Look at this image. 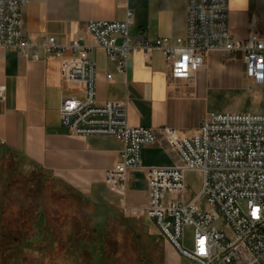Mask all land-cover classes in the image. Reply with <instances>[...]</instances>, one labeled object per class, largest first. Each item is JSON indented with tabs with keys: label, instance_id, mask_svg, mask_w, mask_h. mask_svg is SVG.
I'll return each mask as SVG.
<instances>
[{
	"label": "built area",
	"instance_id": "1",
	"mask_svg": "<svg viewBox=\"0 0 264 264\" xmlns=\"http://www.w3.org/2000/svg\"><path fill=\"white\" fill-rule=\"evenodd\" d=\"M28 3L0 0V49L15 50L30 62L43 55L60 60L63 83L84 95L82 100L62 99L61 126L73 137L108 136L122 143L120 161L104 176L108 188L122 197L125 215L146 218L190 264H264V114H212L185 135L169 127H132L126 103L97 100L99 51L121 75L127 74L135 51L147 59L159 51L173 81L193 80L212 52L241 54L247 76L262 85L264 32L256 23L250 25L246 41L236 40L229 26V0H188L187 34L174 45L169 38L131 36L134 13L130 10L123 22H87L94 44L78 36L61 45L54 37L25 36L23 15ZM112 78L107 75V80ZM4 94L0 86V101ZM151 145L162 146L173 165L143 167L142 150ZM141 169L148 183L144 208L126 204L128 173ZM188 172L197 173L202 186L190 199H186ZM186 227L194 228L191 249L182 243Z\"/></svg>",
	"mask_w": 264,
	"mask_h": 264
},
{
	"label": "crops",
	"instance_id": "2",
	"mask_svg": "<svg viewBox=\"0 0 264 264\" xmlns=\"http://www.w3.org/2000/svg\"><path fill=\"white\" fill-rule=\"evenodd\" d=\"M187 4L188 0H29L23 15L24 34L32 40L54 37L61 45L79 36L94 44L86 31L87 22H123L130 10L134 13L131 36L169 38L174 45L187 34ZM229 10L236 40L248 39L252 23L264 32V0H229ZM96 66L100 104L126 103L132 127H169L185 135L212 115L213 89H264V83L257 85L247 76L241 54L212 52L193 80H171L159 51L148 59L135 51L126 75L118 74L102 51L96 54ZM110 74L113 78L107 80ZM0 86L5 92L0 101V159L8 157L28 172L45 173L85 196L105 218L161 238L169 256L166 264H183L184 259L152 223L125 215L122 197L108 188L104 174L120 161L122 143L108 136L73 137L61 126L62 99L82 100L84 95L63 83L59 59L43 55L40 61L30 62L15 50L0 49ZM141 161L145 168L174 163L160 145L145 147ZM126 204L142 208L148 204L142 169L128 173Z\"/></svg>",
	"mask_w": 264,
	"mask_h": 264
},
{
	"label": "rangeland",
	"instance_id": "3",
	"mask_svg": "<svg viewBox=\"0 0 264 264\" xmlns=\"http://www.w3.org/2000/svg\"><path fill=\"white\" fill-rule=\"evenodd\" d=\"M210 113L264 114V89H213ZM186 183V199L200 193L197 173H188ZM184 235L191 249L194 228ZM161 241L105 218L55 178L0 159V264H166Z\"/></svg>",
	"mask_w": 264,
	"mask_h": 264
},
{
	"label": "snow or ice",
	"instance_id": "4",
	"mask_svg": "<svg viewBox=\"0 0 264 264\" xmlns=\"http://www.w3.org/2000/svg\"><path fill=\"white\" fill-rule=\"evenodd\" d=\"M253 215H256V212H253ZM201 251L203 252V248L201 249Z\"/></svg>",
	"mask_w": 264,
	"mask_h": 264
}]
</instances>
